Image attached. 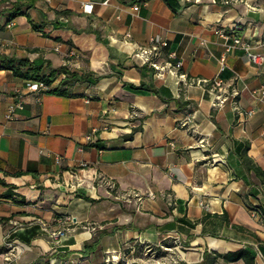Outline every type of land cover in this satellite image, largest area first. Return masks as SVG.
<instances>
[{"label":"crops","instance_id":"0c3cea01","mask_svg":"<svg viewBox=\"0 0 264 264\" xmlns=\"http://www.w3.org/2000/svg\"><path fill=\"white\" fill-rule=\"evenodd\" d=\"M15 1L0 0V55L97 81L60 73L51 85L64 93L38 103L0 69V264H202L205 253L246 264L215 258L241 249L264 264V95H253L264 62L240 48L222 62L231 40L216 33L234 31L264 55V0H33L10 18ZM154 37L189 79L222 86L157 77L131 58ZM17 89L24 109L7 120ZM188 112L193 122L179 125ZM64 216L74 224L55 241Z\"/></svg>","mask_w":264,"mask_h":264},{"label":"built area","instance_id":"2783aa9c","mask_svg":"<svg viewBox=\"0 0 264 264\" xmlns=\"http://www.w3.org/2000/svg\"><path fill=\"white\" fill-rule=\"evenodd\" d=\"M48 2H51L52 0H47ZM194 2H199L200 0H189ZM236 1V0H235ZM224 3H229V0H223ZM135 10L139 9V5L134 6ZM83 12L85 13H92L93 11V4L92 3H85L82 7ZM238 27L236 26L235 29ZM216 33L221 36L222 38L226 40H231L230 43L225 44V52L223 53L221 57V61L224 62L226 59V55L231 51L233 48H240L243 49L251 61V63L255 65H261L264 62V55L258 52L253 51V45L251 42L242 39L238 33H235L234 35L222 30L217 29ZM126 38H131V33H126ZM168 47V41L165 39H162L160 37H154L150 40V42L146 45H140L137 46L134 51L131 54V58L139 61L142 65L148 66L151 69L154 70L157 77H162L165 73L174 74L178 77L181 83H189V84H198L203 87L209 88L211 90L219 89L223 81L220 79L215 80H208V79H189L186 73L181 72V68L183 67V62L178 58V55L176 52H167L166 49ZM25 88L27 91L34 94L35 99L38 103L42 101V97L52 88V85L47 84L43 80H34V79H25ZM254 96L258 95H264V87H261L260 89H256L253 91ZM23 92L20 89L16 90V100L12 103H10L7 107L5 118L7 120H11L14 118L17 110L24 109V101H23ZM219 99V97H218ZM238 114L242 116L243 118H246L247 116H251L253 114V111H241L238 110ZM194 119V114L192 112H188L184 118L179 120V125L185 126L188 124H191ZM262 133L264 135V125L262 129ZM86 140L88 142H92L93 138L91 135L86 137ZM57 162L62 161V157L57 155L56 156ZM86 165V164H83ZM112 190L115 189V184L111 181H105ZM138 195V194H136ZM151 197H154L152 193H150ZM140 199V198H139ZM141 200V199H140ZM171 202L173 201V198L170 197L169 199ZM44 229H47V224L41 222ZM74 224L72 217L70 216H64L59 219V226L55 230L49 231L50 236L53 240L59 241L62 237L66 235V233L69 231L70 227ZM9 247L13 248V245L11 243L7 244ZM148 251L152 250V247H148ZM173 263L177 264L178 261L173 259Z\"/></svg>","mask_w":264,"mask_h":264},{"label":"trees","instance_id":"16d2710c","mask_svg":"<svg viewBox=\"0 0 264 264\" xmlns=\"http://www.w3.org/2000/svg\"><path fill=\"white\" fill-rule=\"evenodd\" d=\"M33 0H16L12 3L10 7V18H15L17 16L23 15L25 10L32 6ZM0 69H9L12 70L13 73L22 78V79H34V80H43L47 84L51 85L53 79L60 73L66 74V77L69 78L70 81H78V82H87L93 83L97 80H91L90 74H79L74 71H70L66 66H61L60 68L52 71L49 74L41 73V65H38L34 62L29 61V59H15L9 58L4 55H0ZM47 93H57L63 94L64 90L62 88H51ZM250 159L248 157L245 158V162L249 163ZM94 243H86L84 245L85 250H91L94 247ZM222 257L226 262H235L240 259H243L246 264H253L254 256L253 254L246 249H241L236 252H231L225 255L216 254L215 258ZM213 260L209 259V254L205 253L202 264H212ZM184 264V263H179Z\"/></svg>","mask_w":264,"mask_h":264},{"label":"rangeland","instance_id":"374dc122","mask_svg":"<svg viewBox=\"0 0 264 264\" xmlns=\"http://www.w3.org/2000/svg\"><path fill=\"white\" fill-rule=\"evenodd\" d=\"M155 254L158 255V252H156ZM169 260H170V258L169 257H166V260L165 259H162L161 261L163 262V261H169Z\"/></svg>","mask_w":264,"mask_h":264}]
</instances>
